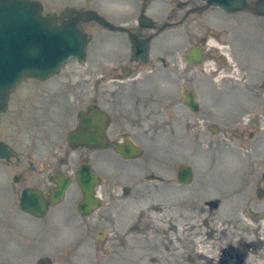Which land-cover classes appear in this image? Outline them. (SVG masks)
<instances>
[{
    "label": "flooded vegetation",
    "instance_id": "1",
    "mask_svg": "<svg viewBox=\"0 0 264 264\" xmlns=\"http://www.w3.org/2000/svg\"><path fill=\"white\" fill-rule=\"evenodd\" d=\"M261 1L127 0L120 7L130 8L134 14L131 20L112 19L95 9L112 27L97 21H82L79 17V12L85 11L82 7L63 18L81 23L88 34L86 59H70L55 76L71 61L78 69L92 56V77L80 78L68 73L61 78L56 91L64 86L76 91L65 100L71 107V113L65 117L47 94L46 102L28 93L12 103L16 88L25 79L11 93L8 110L0 117H9L8 125L11 122L15 125L18 133H12V139L15 147L17 141L24 151L15 149L23 154L31 148L28 156H18L14 147L6 144L12 155L0 159L3 183L7 181L13 196L19 197V211L34 217L21 209V198L26 191L39 193L51 202L53 194L65 187L63 198L50 206L43 218L52 217L56 207L74 189L81 195L76 204L78 214L82 218L92 216L103 206L98 188L104 180L96 168L103 151H111L124 161L146 157L153 162L156 157L162 170L171 171L180 186H188L195 178L191 159L192 155L197 156L198 125L210 133L209 148L226 147L231 132L238 133V137L231 138L240 147H249L262 136L260 145L264 146V70H257V47L262 40L264 43V36L248 30L258 20H264V16L244 9L245 5L254 7ZM68 9L73 8L57 15ZM91 24L103 29L100 36L88 32ZM90 43L96 46L92 54L88 53ZM53 78L28 79L42 82ZM236 85L242 92H229L238 90ZM88 89L90 93L86 94ZM171 100L175 102L174 114L173 108L165 109ZM11 106L14 108L9 114ZM166 112L169 114L165 118ZM166 126L171 129V135L161 142L154 141V136ZM121 145H131L140 154L125 158L119 153ZM41 152L43 156L36 155ZM209 153L211 165L222 159L214 156L212 150ZM170 163H176V169ZM185 166L193 173L188 185L180 183V171ZM84 167L92 169L101 179V184L94 187V195L102 205L87 216L79 212L84 195L77 180L78 172ZM262 177L264 184V173ZM257 194L264 206V189L259 188ZM206 207L213 212L219 206ZM255 208L247 216L254 222L264 220V207ZM103 235L98 234V238ZM37 264L53 262L44 258Z\"/></svg>",
    "mask_w": 264,
    "mask_h": 264
},
{
    "label": "rangeland",
    "instance_id": "2",
    "mask_svg": "<svg viewBox=\"0 0 264 264\" xmlns=\"http://www.w3.org/2000/svg\"><path fill=\"white\" fill-rule=\"evenodd\" d=\"M35 1L42 3L44 14L82 7L98 10L112 19L134 18L130 8L120 7L127 0ZM90 26L89 33L102 34L101 27ZM248 30H256L264 36V20H258V24ZM95 49L90 43L88 53L92 54ZM257 58V70L262 72L263 40L257 47ZM91 59L92 56L78 69L71 61L48 81L25 79L16 88L12 103L28 93L44 102L48 96L54 99L61 115H69L71 107L65 100L76 91L67 86L56 91L57 87L68 73L80 78L92 77ZM229 92L238 94L242 90L230 89ZM85 93L89 94L90 90ZM13 108L11 106L9 114ZM172 108L174 114L173 100L165 109ZM169 112L164 113L165 118ZM8 119L0 117V141L14 147L18 156H28L31 148L23 154L15 149L23 150L17 141L15 147L11 134L18 132L11 121L8 125ZM171 129L166 126L154 136V141L166 140ZM195 132L197 156L192 155L191 159L195 178L188 186H180L171 171L162 170L156 157L153 162L146 157L124 161L111 151L101 152L96 168L104 180L98 188L103 206L88 218L80 217L76 209L81 200L78 189L68 194L52 217L37 219L23 214L19 211V197L13 196L7 181L3 183L0 170V264H37L44 258H49L53 264H211L212 261L213 264H264V220L254 222L247 216L254 207L258 210L264 207L257 194L259 188L264 189V146L260 145L263 136L249 147H240L231 138L238 137V133L231 132L227 146L222 149L209 148L210 133L203 126L198 125ZM172 146L175 148L176 143ZM210 150L214 156L222 158L213 165ZM171 165L176 169V163ZM207 205L219 207L210 212ZM100 233L104 234L102 238H98Z\"/></svg>",
    "mask_w": 264,
    "mask_h": 264
},
{
    "label": "water",
    "instance_id": "3",
    "mask_svg": "<svg viewBox=\"0 0 264 264\" xmlns=\"http://www.w3.org/2000/svg\"><path fill=\"white\" fill-rule=\"evenodd\" d=\"M43 9L42 3L35 0H0V114L8 110L10 95L23 79H47L58 74L71 58L86 59L88 34L82 24L75 20H62L75 10L68 9L60 15H44ZM244 9L264 16V0L254 7L245 5ZM79 17L84 22L97 21L112 27L95 11H81ZM72 137L77 139L78 136L72 134ZM119 153L125 158L140 154L131 145H121ZM11 155L8 147L0 142V159ZM192 178V170L182 167L180 183L188 185ZM77 180L84 195L79 212L87 216L92 209L102 205L94 195V187L101 184V179L94 175L92 169L84 167L78 172ZM64 189L55 192L51 202L41 194L28 190L21 198V209L34 217L43 218L49 207L63 198Z\"/></svg>",
    "mask_w": 264,
    "mask_h": 264
},
{
    "label": "bare ground",
    "instance_id": "4",
    "mask_svg": "<svg viewBox=\"0 0 264 264\" xmlns=\"http://www.w3.org/2000/svg\"><path fill=\"white\" fill-rule=\"evenodd\" d=\"M211 264H213V261L211 262Z\"/></svg>",
    "mask_w": 264,
    "mask_h": 264
}]
</instances>
